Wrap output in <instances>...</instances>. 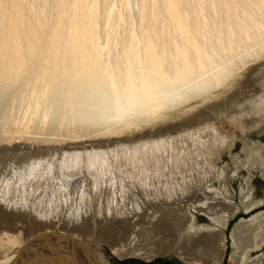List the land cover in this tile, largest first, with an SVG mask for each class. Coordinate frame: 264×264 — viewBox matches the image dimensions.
I'll return each mask as SVG.
<instances>
[{
  "label": "bare ground",
  "instance_id": "bare-ground-1",
  "mask_svg": "<svg viewBox=\"0 0 264 264\" xmlns=\"http://www.w3.org/2000/svg\"><path fill=\"white\" fill-rule=\"evenodd\" d=\"M263 71L264 0H0V264H99L75 231L94 207L103 236L140 227L219 261L243 164L209 187L235 143L218 116L260 129ZM237 226L231 257L263 264L264 213Z\"/></svg>",
  "mask_w": 264,
  "mask_h": 264
},
{
  "label": "rangeland",
  "instance_id": "rangeland-1",
  "mask_svg": "<svg viewBox=\"0 0 264 264\" xmlns=\"http://www.w3.org/2000/svg\"><path fill=\"white\" fill-rule=\"evenodd\" d=\"M260 77H264V71ZM17 111H19L18 114H20V112L22 113L23 108H20ZM223 119V115L218 116V123L220 124H218V126H220L223 130L225 129L232 132V134L235 135V143L233 144L234 146L232 145L230 147L231 149L229 148L225 152L221 153L220 159L217 162L219 179H215L213 184L210 183V186H208L210 188H218L220 190L224 189L225 182L222 177V170L225 167H235L237 161H241L243 166L239 170V176L236 177L234 181H231V186L229 185L231 192L235 196V201L239 205V210L232 217L228 228L225 229L227 234L226 253H224L222 258L220 253H218L217 258L219 261H216L215 263L213 262L214 260L209 257L195 256L191 252L189 253V250L181 247L180 244L179 247L182 249H179L176 245L177 241L167 239L166 235L154 237L152 234L144 232V230L140 227H137L136 229H129V227L121 228V226H116L115 231L111 233V236H103L105 231L101 227L102 225H106V222L101 221V218L99 219L97 208L94 207L91 212H83L85 217L83 215L81 216L83 219H88L87 224L83 225V223H78V230H75L81 234L82 238L84 237L83 239L87 244V247L92 251V253H94L93 255L91 253L93 260L96 258V262L99 264H239L231 257L235 247L233 235L236 234V230L238 228L237 225H240L242 222H248L264 213V174L259 169L251 170L248 163L249 148L251 149L253 146L258 144H261V146L264 145V125L260 129H255L251 132H246L247 134H243V132L241 133L239 129L238 131L233 129V131L231 126H229V124ZM87 145H90V143H87ZM196 181L197 180H194L193 182ZM248 186L252 187L253 194L249 199L242 202V200H240L241 192H246L249 188ZM190 207L194 212L193 205ZM65 210L63 211L64 213ZM202 213L203 212L199 214L196 212L197 217H199V219H197V223L202 225H212L210 216ZM65 216L64 214L62 215L63 218H65ZM3 220L4 215L1 214L0 227L1 224H3L1 223ZM23 220H25V218L18 219L20 225L25 223L20 222ZM64 224L65 223L59 224L57 229L64 227L72 230L75 226H72L71 224ZM24 225H26L25 227L34 228L36 226V221L34 219L28 220ZM18 228L21 230L22 226H18ZM33 228L28 230L24 236L27 237L32 235V233L36 230ZM4 229H6V226ZM261 255L264 256V245L256 249H252V255L249 257V260L255 259ZM35 258L26 259L23 264H25L27 260L29 261H27L28 263L26 264H30L31 261L42 259L39 257ZM71 262L74 264L73 261Z\"/></svg>",
  "mask_w": 264,
  "mask_h": 264
},
{
  "label": "water",
  "instance_id": "water-1",
  "mask_svg": "<svg viewBox=\"0 0 264 264\" xmlns=\"http://www.w3.org/2000/svg\"><path fill=\"white\" fill-rule=\"evenodd\" d=\"M64 264H66L65 261H64Z\"/></svg>",
  "mask_w": 264,
  "mask_h": 264
}]
</instances>
